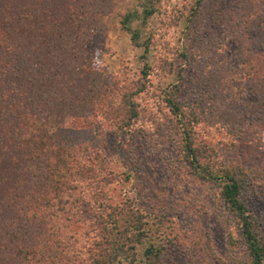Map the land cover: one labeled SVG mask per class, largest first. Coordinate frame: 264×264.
Instances as JSON below:
<instances>
[{
    "label": "trees",
    "instance_id": "obj_1",
    "mask_svg": "<svg viewBox=\"0 0 264 264\" xmlns=\"http://www.w3.org/2000/svg\"><path fill=\"white\" fill-rule=\"evenodd\" d=\"M139 1L118 13L120 30L142 48L132 75L106 72L102 47L90 44L95 19L113 12V0H0V264H165L175 254L181 264H264V220L246 203L264 190V161L247 168L237 154L264 142V0H191L180 51L171 49L184 62L174 78L190 58L203 60L207 69L189 77L206 76L234 103L218 114L221 139L186 107L179 79L152 94L166 111L172 147L160 156L164 173L217 200L186 203L194 208L172 234L128 187L131 145L146 137L139 98L151 89V71H172L161 56L151 66L145 60L155 8ZM195 211L220 224L223 253L209 220L199 226L189 217Z\"/></svg>",
    "mask_w": 264,
    "mask_h": 264
},
{
    "label": "rangeland",
    "instance_id": "obj_2",
    "mask_svg": "<svg viewBox=\"0 0 264 264\" xmlns=\"http://www.w3.org/2000/svg\"><path fill=\"white\" fill-rule=\"evenodd\" d=\"M190 2L191 0H147V3L155 8L148 24V28L154 36V44L150 46L145 60L151 66L161 56L165 61L171 63L172 71L168 74L163 71L158 73L151 71L149 80L151 89L139 98L141 108L138 122L144 127L143 131L146 137H144V141L139 140L137 144H132L130 148L135 180H130L128 187L134 188L136 193H139L144 207L151 206L153 208L154 214L160 219L158 222L161 225L160 228L165 234H172L186 223V220L181 222L183 219L179 216L186 211L188 214L194 208L191 205V209H188L186 203L195 204L196 202V205L201 203L203 204L201 206H205V203L215 205L217 200L213 197L214 195L206 191L208 189L203 187L206 189L203 190L199 183L190 184L188 182L185 185L176 180L174 175L172 177L164 173L166 166L163 165L164 161L160 156L171 153L172 147L161 123L166 111L161 106L159 95L152 96L154 90L156 89V94H158L160 88L168 83L173 84L176 79H179V96L184 100L188 109H195L198 116L204 117L202 123L205 124V132L208 131V136L214 135L215 140L222 138V135L219 137L215 132V130L221 132L219 128L222 122L218 116L219 112H222L221 116H223L225 107L231 109L234 104L228 97L220 99L215 94L214 88H212V80H208L206 76L199 75L197 79L193 76L189 77L190 73L199 66L207 69V64L203 63V60L198 59V61L196 58L189 57V65L184 64V75L174 78V75L176 76L175 72H180L179 68L183 66L184 62L177 54L174 57L171 49L176 48L177 53L180 51V27L184 24L186 8ZM139 3V0H113V12L95 19L90 44L91 46L99 44L102 47L101 58L106 72L113 73L124 67L132 75H136L142 67L144 60L141 56L142 48L131 44L129 36L120 30L118 21L119 12L133 10ZM189 24L191 23L189 22ZM165 47L170 52H167ZM197 62H199L198 66ZM209 69L213 70L216 75L219 73V69L215 65H212ZM197 72L199 71L197 70ZM237 88L240 96H243L242 88L240 86ZM209 115L213 118V125L207 121ZM260 145L255 147L253 154H250L246 147L238 149L237 154H241L244 161H249L247 168L256 167L264 161V142ZM189 188H191V193ZM246 201L248 207L256 214L261 215V219L264 220V190L257 187L255 192L246 197ZM190 216H194L199 226H204L209 220L207 225L211 228L216 247L223 253L224 244L222 240L224 234L217 220L206 218L203 213L197 211L190 213ZM165 264H181V259L175 254L172 255L171 261Z\"/></svg>",
    "mask_w": 264,
    "mask_h": 264
}]
</instances>
